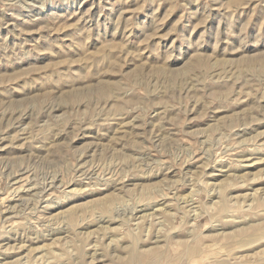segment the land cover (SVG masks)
<instances>
[{
    "label": "rangeland",
    "instance_id": "rangeland-1",
    "mask_svg": "<svg viewBox=\"0 0 264 264\" xmlns=\"http://www.w3.org/2000/svg\"><path fill=\"white\" fill-rule=\"evenodd\" d=\"M0 264H264V0H0Z\"/></svg>",
    "mask_w": 264,
    "mask_h": 264
},
{
    "label": "bare ground",
    "instance_id": "bare-ground-1",
    "mask_svg": "<svg viewBox=\"0 0 264 264\" xmlns=\"http://www.w3.org/2000/svg\"><path fill=\"white\" fill-rule=\"evenodd\" d=\"M33 186V185H32ZM35 186V185H34ZM65 227V226H64Z\"/></svg>",
    "mask_w": 264,
    "mask_h": 264
}]
</instances>
